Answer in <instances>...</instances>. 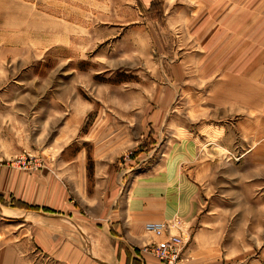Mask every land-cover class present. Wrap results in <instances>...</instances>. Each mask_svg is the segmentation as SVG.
Listing matches in <instances>:
<instances>
[{"label": "rangeland", "instance_id": "rangeland-1", "mask_svg": "<svg viewBox=\"0 0 264 264\" xmlns=\"http://www.w3.org/2000/svg\"><path fill=\"white\" fill-rule=\"evenodd\" d=\"M260 81L264 102V0H0V95L29 98L0 114V165L53 180L56 244L97 254L115 197L190 137L194 233L223 264H264V122L259 137L240 102ZM23 250L49 264L38 243Z\"/></svg>", "mask_w": 264, "mask_h": 264}, {"label": "crops", "instance_id": "crops-1", "mask_svg": "<svg viewBox=\"0 0 264 264\" xmlns=\"http://www.w3.org/2000/svg\"><path fill=\"white\" fill-rule=\"evenodd\" d=\"M261 82L257 83L255 99L245 96L246 102L240 101L244 110L248 111L251 110L249 104H255V113L252 112L255 115L251 119H255L256 135L259 137V134L263 135L264 122ZM27 100L28 97L0 95V114H8V109H12L10 105L24 104ZM18 120L23 127L28 126L23 131L30 132L31 120L19 116ZM242 134L245 136L248 133L244 131ZM199 150L194 139L187 137L179 140L162 151V157L148 168V172L134 175L127 190L120 198L115 197L117 207L111 209L112 219L107 231L110 243L95 244L97 254H87L81 245L75 243L56 244L53 236L56 214H62L60 211L66 208V200L63 193L58 198L55 196L53 180H38L1 164L0 264H33L23 255V246L27 243H38L47 252L49 264H161L143 250L146 244L158 240L145 230L144 225L147 222H168L169 219L178 221L170 232H180L190 240L183 249V264H223L222 258L213 256L220 243H207L209 235L201 232L203 229L193 231L202 212L203 191L198 180L188 176L184 169L197 161ZM248 150L246 148L243 153ZM17 152L15 149L3 154L9 156ZM24 212L27 214L24 215ZM200 222L206 223L203 219Z\"/></svg>", "mask_w": 264, "mask_h": 264}, {"label": "built area", "instance_id": "built-area-1", "mask_svg": "<svg viewBox=\"0 0 264 264\" xmlns=\"http://www.w3.org/2000/svg\"><path fill=\"white\" fill-rule=\"evenodd\" d=\"M144 227L158 238L157 241L145 245V252L152 254L161 264H183L182 252L185 242L180 233H171V226L167 222H147Z\"/></svg>", "mask_w": 264, "mask_h": 264}]
</instances>
